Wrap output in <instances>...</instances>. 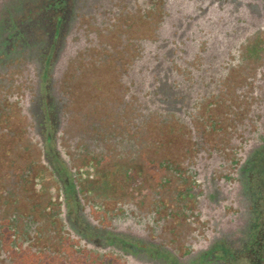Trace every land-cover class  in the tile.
<instances>
[{
	"label": "rangeland",
	"instance_id": "obj_1",
	"mask_svg": "<svg viewBox=\"0 0 264 264\" xmlns=\"http://www.w3.org/2000/svg\"><path fill=\"white\" fill-rule=\"evenodd\" d=\"M168 1L153 0L155 6L148 10L149 0H115L117 12L110 16L105 9L109 0L93 2L76 22L67 57L60 67L55 63L50 74L46 62L40 75L27 71L25 61L8 58V62L0 64L5 70H0V222L3 219L5 223L12 216V209L28 208L29 216L38 222L37 229L45 232L44 238L33 236L42 250L54 251V245L50 244L48 226L40 215L41 202L31 194L39 184L40 191L47 194L54 181L45 167L38 182L34 180L41 149L25 142L26 128L32 131V125L24 117L27 110L23 112L18 106L25 92L31 93L39 83L41 93L43 87L47 92L54 90L57 101L61 100L58 126L52 125L51 130L63 159L76 172L93 177L87 183L82 181L80 187L84 192L88 189L97 203L109 198L106 207L111 213L125 209L134 216L147 240L178 257L179 263L163 254L166 264L184 263V247L194 245L201 233L197 219L191 224L185 218L193 211L199 212V202L180 195L192 181L188 166L199 156L206 160L212 157L213 171L221 169L219 162H224L227 173L234 171L238 162L234 142L242 143L248 138L245 129L239 127L249 124L246 117L250 106L258 104L253 89L245 88L244 82L248 78L255 80L257 68L264 60V31L258 30L245 41L241 65L226 81L227 103L220 107L211 95L200 104L187 127L172 114L150 110L143 99L128 94L127 69L132 65L133 70L136 55L152 36L149 26L157 27L155 35L164 38L162 17L176 5L175 0ZM6 51L10 52V47ZM196 55L181 59L184 66L178 69L179 75L187 78L188 65L197 64ZM3 58L4 54H0ZM141 65H147L146 61ZM120 75L127 77L121 80ZM252 154L251 166L262 191L258 208L264 224V146ZM28 166L24 188L17 181L26 174ZM62 166L57 164L60 169ZM60 176L69 174L62 170ZM23 216L20 214L19 218ZM211 244L221 264H248L246 258L236 257L221 242ZM15 256L11 252L5 257L9 264H23L21 257Z\"/></svg>",
	"mask_w": 264,
	"mask_h": 264
},
{
	"label": "flooded vegetation",
	"instance_id": "obj_2",
	"mask_svg": "<svg viewBox=\"0 0 264 264\" xmlns=\"http://www.w3.org/2000/svg\"><path fill=\"white\" fill-rule=\"evenodd\" d=\"M113 2L115 0L106 3L108 16L117 12ZM174 2L176 5L170 7V14L162 17L166 30L164 38L155 35L157 27L149 26L152 36L145 40L140 49L142 54L136 55V66L132 71V65H129L128 94L143 99L150 110L159 106L193 117L197 115L200 104L211 95L220 107L223 102L227 103L226 81L241 65L245 41L258 30L264 31V0ZM147 5L148 10H153L155 3L149 0ZM90 6L91 2L87 10ZM72 7L75 15L79 12L80 3L76 2ZM48 25L43 27L42 31L45 33L46 30V33L41 38L34 37L33 30L27 27L20 45L24 48L26 70L39 75L44 71L45 62L49 74L55 63L60 67L72 44L69 38L72 19L62 16L59 23ZM36 28L40 29V25ZM37 40L39 46L44 45L43 55H35ZM5 42V49L13 43L8 36ZM193 53L198 55L197 64L195 67L188 65L187 78H184L178 74V69L184 66L181 59ZM144 60L145 66L141 65ZM125 77L120 75L121 80ZM247 80L244 87L253 89L258 104L250 106L246 117L249 124L243 123L239 127V130L245 129L248 138L245 146L234 142L237 146L233 152L238 161L234 171L227 173L223 169L224 162L217 163L221 168L219 171H213L211 159L200 156L188 166L192 171L190 188L197 192L195 199L201 210L195 218L201 223V233L195 238L194 245L184 247L181 259L185 261L180 264H221L210 247L212 241L221 242L233 255L252 243L253 222L261 215L258 205L262 191L256 183V171L251 164L252 153L264 146V60L257 68L255 80ZM43 89L41 93L39 83L31 93L25 92L18 106L23 112L27 110L24 117L32 125V131L26 128L25 142L36 144L41 149L38 153L41 163L36 167L34 180L40 179L45 167L54 181L47 194L42 189L40 191V184L35 190L38 194L35 191L31 194L41 202L43 212L40 210L42 214H39L48 226L49 241L54 245V251L42 250L36 245L33 236L44 238L45 232L37 229L38 222L29 216L28 208L17 207L12 209V216H8L5 223L3 219L0 222V261L5 260V264H9L5 256L12 252L21 257L23 264H78L80 260H97L104 264H166L163 254H169L179 263L174 253L145 238L136 218L129 216L127 210L111 213L106 207L109 198L97 203L88 189L83 191L81 182L87 183L93 177L76 172L63 159L51 130L52 125L58 126L61 100L57 101L58 95L54 90L47 92L45 87ZM57 164H62L63 168H58ZM62 170L69 176L61 177ZM28 173L29 166L26 174L17 181L18 185L26 188ZM20 214L24 215L21 219ZM63 244L65 256L62 255ZM77 253L86 256H78Z\"/></svg>",
	"mask_w": 264,
	"mask_h": 264
},
{
	"label": "trees",
	"instance_id": "obj_3",
	"mask_svg": "<svg viewBox=\"0 0 264 264\" xmlns=\"http://www.w3.org/2000/svg\"><path fill=\"white\" fill-rule=\"evenodd\" d=\"M97 1L98 0H0V54H4V58L0 59V64L8 62V58L12 59V61L17 60L21 63L24 62V48H22V46L20 45H22V40H24L23 36L26 32L27 27H29L30 31L33 30L32 32L34 37L41 38L44 37V34L46 33V30H44L45 33L42 31L43 27L49 26V23L57 24L60 22L61 17L65 16V18H67L68 20L72 19L71 30L69 31L70 38V36L73 34L72 32L74 30L78 18L83 16L82 14L86 12L89 2L93 4V2ZM74 2L80 3V7L78 8L79 12H77L75 15H73L74 13L72 12L73 10H75L72 7V5L75 4ZM87 2L88 4H86ZM37 25H40V29L36 28ZM7 36L13 42L10 46V52L6 51L4 45V43H6L5 37ZM38 44L39 40H37V43L34 46V51L36 52L35 55H43L45 49L42 46L44 45L39 46ZM20 65L22 66V64ZM13 66L15 65L12 64V69L14 68ZM3 67L4 65H0V70L2 71V73H4L5 71L3 70ZM153 110H156V112L159 113L168 112L176 116L178 120L185 124L187 127H190V124L192 122L191 120L193 117L190 116V114L183 116L181 114L182 112L167 110L159 106L157 108H154ZM242 145H246V140H243ZM235 159L237 160V158ZM229 161L232 160L230 159ZM188 170L190 179H192V171L190 168ZM190 186L189 188H184V190L181 191L180 195L182 198L187 196L190 198V200H194L196 203L195 196L197 192L192 190ZM200 211L201 210H199V212ZM196 216L197 211H193L192 213L188 214V216H185V218L188 223L190 222L191 224H193L192 220H194ZM253 229L254 234L252 236V243L237 250L236 252H234V255L236 257L246 258L248 264H261L262 261L264 263V224L261 222L260 214L259 218L253 222ZM62 255H66V249L64 244L62 245ZM77 255L86 256L81 253H77ZM78 263L104 264L97 260H80L78 261Z\"/></svg>",
	"mask_w": 264,
	"mask_h": 264
}]
</instances>
